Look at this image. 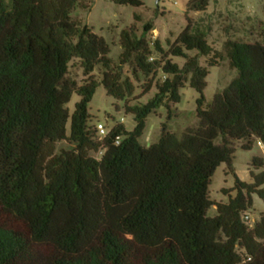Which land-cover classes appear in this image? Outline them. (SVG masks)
<instances>
[{
  "label": "trees",
  "instance_id": "trees-1",
  "mask_svg": "<svg viewBox=\"0 0 264 264\" xmlns=\"http://www.w3.org/2000/svg\"><path fill=\"white\" fill-rule=\"evenodd\" d=\"M93 1L0 0V264H264V217L253 227L245 220L252 196L264 199V171H250L251 183L235 178L223 189L226 203L209 195L237 144L249 151L264 143V25L259 41L229 39L217 52L188 15L210 0H191L188 24L168 49L147 37L152 25L141 37L131 27L114 64L106 40L72 17ZM201 57L209 67L225 57L237 71L210 103ZM135 82L140 96L155 88L147 103L131 105ZM187 82L199 94L197 124L180 135L165 127L157 143L143 145L148 117L166 107L170 118ZM99 85L125 102L132 131L117 124L102 136L91 123ZM62 141L71 148L56 152ZM251 166L264 169V158Z\"/></svg>",
  "mask_w": 264,
  "mask_h": 264
},
{
  "label": "rangeland",
  "instance_id": "rangeland-1",
  "mask_svg": "<svg viewBox=\"0 0 264 264\" xmlns=\"http://www.w3.org/2000/svg\"><path fill=\"white\" fill-rule=\"evenodd\" d=\"M141 7L119 6L113 0H94L88 10L77 9L72 17L80 19L83 25L103 37L110 46V58L114 64H118L122 52L120 45L121 34L124 30L134 27L137 35L141 37L145 33V26L152 25L153 31L147 35L151 40L158 39L165 49L168 44L173 43L179 34L185 29L187 21V5L191 0H140ZM193 31H203L208 43L217 52H224V43L231 39L234 41L254 43L260 39V28L264 25V0H210L204 12H190ZM198 52H187L188 56H195ZM207 58L201 57L200 64L208 69L206 78L207 86L204 96L210 103L215 94L223 92L229 84L237 77V71L231 70L227 58L219 66L209 67ZM172 61L183 66L184 57H172ZM125 70H127L125 68ZM94 74L101 80L100 69L96 68ZM75 75L78 81L83 79L81 68L76 69ZM134 96L138 97L131 101V105L147 103L156 93L153 88L148 94L140 96L142 89L139 82H135ZM199 94L191 88L187 82L180 89V101L171 106V116L166 107L159 108L156 113L150 115L147 127L141 142L150 146L160 140L161 134L166 127L168 132L180 135L187 128L195 126L198 122L196 116L197 100ZM79 97L73 95L67 108L72 114ZM125 102L108 96L103 85H99L92 101L89 104V113L93 125L102 124L109 132L115 125L123 124L128 131H132L136 125L134 117L126 114L123 108ZM242 143L236 145V152L232 167L221 164L212 177L209 186V195L217 203H226L228 195H224L223 189L235 187V178L243 182L251 183L250 171L260 173L264 169L256 171L252 166L255 156L264 158V143L261 146L254 145L252 150L242 149ZM56 152L70 149L67 142H58L55 145ZM92 157H99L91 153ZM264 189V186L262 187ZM231 195L234 197L236 191ZM253 206L246 212L250 218V226H254L264 217V199L258 194L252 196ZM217 215L216 207L208 212V217Z\"/></svg>",
  "mask_w": 264,
  "mask_h": 264
},
{
  "label": "built area",
  "instance_id": "built-area-1",
  "mask_svg": "<svg viewBox=\"0 0 264 264\" xmlns=\"http://www.w3.org/2000/svg\"><path fill=\"white\" fill-rule=\"evenodd\" d=\"M97 128H98V130H99V132H100V134H101L102 136L107 135V132H106V130H105V128H104V126H103L102 124H98ZM117 143H118V141H117ZM258 145L260 146L261 143H258ZM245 220H246L247 222H249V221H250V218H249L248 216H246V217H245Z\"/></svg>",
  "mask_w": 264,
  "mask_h": 264
},
{
  "label": "water",
  "instance_id": "water-1",
  "mask_svg": "<svg viewBox=\"0 0 264 264\" xmlns=\"http://www.w3.org/2000/svg\"><path fill=\"white\" fill-rule=\"evenodd\" d=\"M157 3H159V0H157Z\"/></svg>",
  "mask_w": 264,
  "mask_h": 264
},
{
  "label": "crops",
  "instance_id": "crops-1",
  "mask_svg": "<svg viewBox=\"0 0 264 264\" xmlns=\"http://www.w3.org/2000/svg\"><path fill=\"white\" fill-rule=\"evenodd\" d=\"M261 146V145H260Z\"/></svg>",
  "mask_w": 264,
  "mask_h": 264
}]
</instances>
